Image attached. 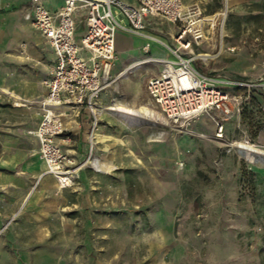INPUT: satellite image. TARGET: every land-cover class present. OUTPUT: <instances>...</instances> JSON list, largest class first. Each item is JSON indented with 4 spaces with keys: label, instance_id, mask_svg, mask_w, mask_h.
<instances>
[{
    "label": "rangeland",
    "instance_id": "374dc122",
    "mask_svg": "<svg viewBox=\"0 0 264 264\" xmlns=\"http://www.w3.org/2000/svg\"><path fill=\"white\" fill-rule=\"evenodd\" d=\"M7 1L21 14L28 6L26 0ZM207 13L206 39L193 50L210 58L194 66L231 79L254 80L264 73V0H248L227 12L224 0H213ZM116 18L127 24L126 18ZM134 48L124 40L117 45L118 66L137 53ZM139 50L140 59L145 58L142 46ZM158 67L142 65L128 80L117 78L105 90V107L121 97L128 107L143 105L152 114L133 129L103 113L106 135L100 134L99 142L106 141L101 146L106 150L98 158L112 170L94 175L90 156L73 160L78 169L73 184L56 185L44 197L60 201L51 206L52 213L74 221L72 236L58 232L51 239L62 249L59 264H264V168L249 166L235 148L236 142L264 148L258 141L264 119L257 107L240 112L223 141L214 134H195L189 125L173 126L146 89ZM206 122L200 117L194 126L203 128ZM38 156L43 161L40 149Z\"/></svg>",
    "mask_w": 264,
    "mask_h": 264
},
{
    "label": "built area",
    "instance_id": "2783aa9c",
    "mask_svg": "<svg viewBox=\"0 0 264 264\" xmlns=\"http://www.w3.org/2000/svg\"><path fill=\"white\" fill-rule=\"evenodd\" d=\"M31 3L32 24L55 53L51 76L44 81L48 93L40 102L41 123L32 134L40 142L46 172L55 179L59 189L73 184L78 169L57 144L64 128L61 114L53 109L63 103L81 106L91 115L92 126H96L100 113L98 100L117 79L111 74L116 60V31L154 41L174 57V60L146 59L162 65L161 74L150 78L146 89L160 114L171 125L184 128L193 119L207 115L214 124L215 138L223 141L226 121L235 110H242L253 90L261 93L259 112L264 119V77L257 81L231 79L194 66L197 60L210 58L208 54H195L193 50L206 39L205 26L208 24L196 5L185 7L181 0H62L55 15L41 0H31ZM116 16L126 18L127 24L120 23ZM147 16H158L178 25V33L169 35L166 41L144 34ZM78 22L83 24L84 33L76 43ZM147 48L148 45L145 52ZM83 51L86 57L81 55ZM92 133H89L90 153ZM252 156L264 158V148L254 150Z\"/></svg>",
    "mask_w": 264,
    "mask_h": 264
},
{
    "label": "crops",
    "instance_id": "0c3cea01",
    "mask_svg": "<svg viewBox=\"0 0 264 264\" xmlns=\"http://www.w3.org/2000/svg\"><path fill=\"white\" fill-rule=\"evenodd\" d=\"M126 1L132 2V0ZM181 1L185 7L198 6L206 19L210 18L207 9L211 7L213 0ZM247 1L229 0V8L240 6ZM26 2L27 9L21 14L16 11L10 1L0 0V229L7 224L2 233L0 232V264H59L62 249L59 250V244L52 242L51 239L57 238L58 232L64 233L66 237L72 236L74 221L65 214L52 213L51 206L58 205L59 200L44 198L55 190L56 183L50 175L37 181V177L45 170V163L38 156L40 142L32 134L41 123L40 102L48 93L44 81L51 76L55 53L42 34L33 26V5L31 0ZM41 2L55 15L62 5V0H41ZM206 21L208 23V20ZM144 24V34L162 38L161 40H168L169 35H175L179 31L178 25L168 23L158 16H147ZM166 24L172 27L164 28ZM206 27L207 25L205 29ZM83 33L84 26L78 22L76 43H79ZM123 40L131 43L132 49L135 47L137 53L128 55L123 65L118 66L117 45L122 46ZM146 45L148 48L145 52ZM141 46L146 56L143 59L160 57L169 60L170 53L160 44L141 36L116 31V60L111 71L113 77L120 74L118 79H129L131 73L127 75L128 79H122L121 76L137 61L143 60L140 59ZM81 55L86 57L87 53L83 51ZM145 64L148 63L141 64L140 69ZM158 66V73L152 74L149 78L161 74L162 65L158 64ZM262 77L264 73L254 80H245L257 81ZM4 89L14 93L21 100L14 99L3 92ZM106 100L107 95L103 92L98 100L100 113L95 127L92 126L91 115L81 106L63 103L53 109L61 114L64 128L62 135L57 138V144L61 151L71 157L74 162L84 159L87 155L98 158V152L106 150V148L101 149L106 141L99 142L100 134L106 135V124H103L102 119ZM240 112L235 110L233 116L226 121V137H228L230 124L239 121ZM200 117H205L207 121L203 128L194 126L195 121ZM188 125L195 134L212 135L215 132L214 124L207 115L193 119ZM91 131L95 132L90 153L89 133ZM258 141L264 142V135L260 136ZM102 171L94 169L93 173L96 175Z\"/></svg>",
    "mask_w": 264,
    "mask_h": 264
},
{
    "label": "bare ground",
    "instance_id": "6f19581e",
    "mask_svg": "<svg viewBox=\"0 0 264 264\" xmlns=\"http://www.w3.org/2000/svg\"><path fill=\"white\" fill-rule=\"evenodd\" d=\"M224 7L227 12L228 11V0H224ZM225 21H226V14L223 13L222 20L220 23V42H219L220 53H222L224 49L223 36L225 35L224 33L226 30ZM156 59H162V58L157 57ZM150 62L151 61H147L146 59L137 61L133 66L128 68L123 73V75L121 76L122 79L127 78V75L129 73L137 72V70L140 69L141 64L150 63ZM153 62H156V61H153ZM117 77L119 78L120 74ZM2 91L5 93H8L14 99L21 100V98H19L14 93L8 91L7 89H4ZM111 104H112L111 106L106 107L105 109L103 108V111L111 115L118 116L130 128L137 127L140 124L144 123L143 121H141L142 119L152 117L150 110L146 106L139 105L137 108L128 107L127 104L124 103L121 97L112 98ZM65 110L68 111L69 109H65ZM94 132L92 134V138H94ZM235 146H236V151L239 154V156L242 157L246 161V163L249 164V166L255 167V168H264V158L256 159L252 156V152H254V150H260L261 146L259 147L258 145H250L249 143H243V142L236 143ZM91 159L92 158L89 157L88 162L92 161L94 168L97 169L98 171H101L102 169L110 170L112 168L111 165H107L101 162L100 160H98L97 158H94L93 160ZM44 176H48V173L46 172V170L37 177V180H41Z\"/></svg>",
    "mask_w": 264,
    "mask_h": 264
},
{
    "label": "trees",
    "instance_id": "16d2710c",
    "mask_svg": "<svg viewBox=\"0 0 264 264\" xmlns=\"http://www.w3.org/2000/svg\"><path fill=\"white\" fill-rule=\"evenodd\" d=\"M235 90L237 91V88H235L234 91ZM252 92L253 93L251 94L248 102L242 106L241 113H244L246 111H250L254 107H257V109L259 111V106L261 103V99H260L261 93L257 90H253Z\"/></svg>",
    "mask_w": 264,
    "mask_h": 264
}]
</instances>
